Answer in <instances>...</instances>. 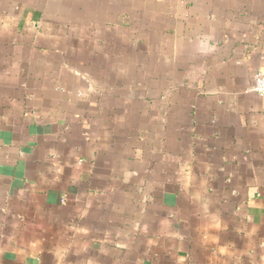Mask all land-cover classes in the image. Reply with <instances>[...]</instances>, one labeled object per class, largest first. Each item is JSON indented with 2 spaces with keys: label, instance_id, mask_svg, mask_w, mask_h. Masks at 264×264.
Segmentation results:
<instances>
[{
  "label": "crops",
  "instance_id": "0c3cea01",
  "mask_svg": "<svg viewBox=\"0 0 264 264\" xmlns=\"http://www.w3.org/2000/svg\"><path fill=\"white\" fill-rule=\"evenodd\" d=\"M264 0H0V264H264Z\"/></svg>",
  "mask_w": 264,
  "mask_h": 264
},
{
  "label": "built area",
  "instance_id": "2783aa9c",
  "mask_svg": "<svg viewBox=\"0 0 264 264\" xmlns=\"http://www.w3.org/2000/svg\"><path fill=\"white\" fill-rule=\"evenodd\" d=\"M251 90L260 96H264V71L257 70L254 73Z\"/></svg>",
  "mask_w": 264,
  "mask_h": 264
}]
</instances>
